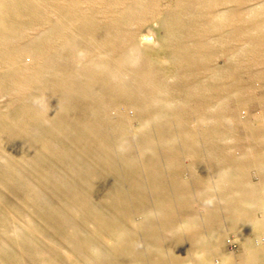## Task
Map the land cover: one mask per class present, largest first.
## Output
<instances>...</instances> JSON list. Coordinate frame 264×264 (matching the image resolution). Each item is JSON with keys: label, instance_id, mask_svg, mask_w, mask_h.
I'll use <instances>...</instances> for the list:
<instances>
[{"label": "rangeland", "instance_id": "obj_1", "mask_svg": "<svg viewBox=\"0 0 264 264\" xmlns=\"http://www.w3.org/2000/svg\"><path fill=\"white\" fill-rule=\"evenodd\" d=\"M42 3L0 0V264H245L246 241L264 239V0ZM58 4H68L67 11L53 9ZM93 24L101 34L111 24L122 31L105 46L80 35L94 29L72 30ZM57 31L79 39L78 50L60 58L82 83H104L109 60L108 78L122 83L127 102L146 96L168 111L169 123L157 114L127 119L121 114L132 110L127 102L111 103L77 83L99 101L66 124L108 133L103 123H111L110 132L120 128V152L137 166L130 182H110L104 197L87 191L111 176L92 166L103 164L98 145L37 113L40 100L55 103L57 87L72 81L48 65ZM220 69L230 71L207 73ZM205 85L218 88L222 100L214 89L201 93ZM221 144L232 148V164L217 165V157L229 156ZM226 177L234 178L228 201L218 190ZM209 187L211 195L204 193ZM190 201L191 211L175 209ZM246 216L257 221L249 232ZM180 234L178 247L166 244ZM148 252L158 253L155 261Z\"/></svg>", "mask_w": 264, "mask_h": 264}, {"label": "bare ground", "instance_id": "obj_2", "mask_svg": "<svg viewBox=\"0 0 264 264\" xmlns=\"http://www.w3.org/2000/svg\"><path fill=\"white\" fill-rule=\"evenodd\" d=\"M36 3H42V0H34ZM63 2H65V0H61ZM26 1H22V5L23 3H25ZM43 4V3H42ZM68 4H58L55 8L53 9H57V8H61L62 9V13L66 12V6ZM79 3L78 1H76L73 5V9L77 10L78 12H80V7H79ZM41 13V12H40ZM123 21H128V17L126 14H124V17L122 19ZM1 19H0V23H1ZM56 22L58 21V18L55 20ZM86 21H77V23L74 26H85ZM116 26L119 25H114L111 24L110 25V31L101 34V27L99 26L98 29V25L97 24H93V26H90L89 28L85 27V29L83 30L82 28H72V30L75 33H79V32H89L88 29H94L93 31V35H89V34H84L81 33L80 35H82V38L85 37H90L93 38L95 40H97L98 42H100L102 45H107L105 43V40L108 39V36L113 33V32H117V33H121V28L119 26V28L117 29ZM217 29H219V31L221 30L220 27H216ZM208 32V31H207ZM56 33H58V38L55 40L54 42V50L53 52H56V54H53V57L51 56L49 58L48 61V65L49 66H53L56 69V66L61 67V71L60 73H63V75L65 76V81H71V83H69V87L67 86V88L64 87H57V93L55 94V98H56V102L55 103H50L49 99H42L39 101V103H41L42 107H38L37 108V113L40 115H44V116H48L47 113H49V115L51 114L56 121L54 122V126L55 127H64L70 135L74 134L75 131L81 130L82 128H80L81 126H78V128H71L69 125L66 124L67 121L71 120L72 116L75 114V112L78 111V115L80 114V112L82 111L83 113H85L86 115L88 114L89 109H91L94 104L96 103V101H99L98 99H95L93 96L90 95L89 93V89H86L84 87L78 88L77 87V83L79 84H83V85H88L91 87H94V89H96L97 95L99 97H101V92H103L105 94V97L112 103H116L118 104V102H127L124 98H123V87H122V83H115L113 80L110 81V79L108 78L109 74H110V67L112 66V63L107 60L104 63V67L107 71L106 74V79L104 80V83L100 84V85H96V82L93 78H88V82L89 83H82V81L72 73L70 67V64L66 65V63L60 58L65 56V52L68 51L67 53L69 54L70 51L73 50H78L77 47V43L79 42L77 39V37L71 38L70 37V33H65V34H60L59 31H57ZM264 35V33L262 34V36ZM262 42H264V39L262 40ZM126 45V44H125ZM3 46H7L6 44ZM117 48V46H112V48ZM118 49V48H117ZM253 53H258L261 52L260 50H257L255 48L252 49ZM47 52V51H46ZM48 53V52H47ZM103 53V52H101ZM241 54L246 53V49H242L240 51ZM165 65V62H162ZM2 65V64H1ZM94 66L92 63H90V67ZM167 67H170L171 65L166 63ZM68 67V68H67ZM224 71H230V69H220L217 71H214L211 73V71H207V73L209 74V76H214L217 74H220ZM59 77V74H58ZM215 90V96H217V101L222 100V95H216V93L218 92V88H214V87H209L207 85H205L204 87L200 88L199 90H201V93H205L207 94V91H211V90ZM166 100H168V98H166ZM50 104L52 106H48L45 108V105ZM180 101L177 100V102H175V106L176 108H178L180 106ZM127 105L130 106L132 108V110H134V115L130 116L127 114H131L132 110H124L123 113H121L123 116H125L127 119L128 117H130V119H133L136 121L137 116H141L147 118L150 115L153 114H157L158 117H156L157 119H162L165 118L166 122L169 123V116L166 115L168 113V111H166V109L161 108V107H157L154 106V103L150 100H148V98L146 96L144 97H138L136 95H133V99L128 100ZM49 108V110H47ZM174 108L175 110H178ZM164 115V116H163ZM163 116V117H162ZM57 118H59V120L57 121ZM260 118H264V112L262 113ZM94 119H91L88 123L91 124V121H93ZM83 122L87 123V119H82ZM65 123V124H64ZM103 128L107 129L109 131L105 132V131H101V130H89L88 126H85V128H83V130H81L78 135L80 137V139L83 137V142L88 144L87 142L90 141V139H92L95 142V146L98 145L99 150L101 152V154L98 156V158H100L103 162L102 166H99L98 163L96 164H92V166L98 167L99 171H103V174L106 176H109V181H105L103 183H100L99 185L95 186L96 189H99L95 192H93V190H87L88 193L93 196V197H104L105 195V190L109 188L108 184L112 181H117V186H123L125 183L130 182L131 179H133L134 177H131L130 174L131 172H134L136 167L133 163L129 162L128 160L125 159V152H120V145L123 144V138L125 137V135L122 134V130L120 128H118L117 131L115 132H110V128H111V123H103ZM69 130V131H68ZM108 134H112V137H108ZM86 139V140H85ZM234 147V146H233ZM82 149V148H81ZM221 149L223 150V152H226L229 156L227 159H223L221 157H217L216 158V162L218 166H225L228 164H232L233 161V156L231 154L232 148L230 149V147L226 144H221ZM227 149V150H224ZM114 151H117L118 153H114ZM232 157V158H231ZM89 159H92L93 156H89ZM109 158H113L114 160H108ZM125 159V160H124ZM239 162H241L243 165H246L244 161L239 160ZM234 164V163H233ZM237 165V164H235ZM144 165L141 166V168ZM238 166V165H237ZM120 168H122V171L120 170ZM143 172L146 173V177H148L151 180H154L150 174V168L149 166H145L143 169ZM98 174V173H97ZM220 175V174H218ZM217 175V176H218ZM215 181V180H213ZM230 184H228V183ZM234 182V178L230 179L228 177L224 178L223 180L218 179V183L220 184V186L222 187V189H218L220 191V195L219 197L221 198H225L226 201H228L231 196L233 194L229 193V190L234 187V184L231 183ZM93 187V189H95ZM173 188L175 190H179L182 187L180 185H175L173 186ZM212 187H209L208 190H204V193H207L209 195H211L212 193ZM229 189V190H228ZM251 191L253 189L248 188ZM172 190V188H171ZM249 191V193L251 192ZM156 192L157 193H161L163 192V188L158 186L156 188ZM107 193V191H106ZM183 194H186L185 192ZM160 200V199H159ZM264 204V200L262 201ZM170 204V203H168ZM175 205V209H180L182 211H191L195 204L190 201L184 204H174ZM129 241H131L132 239L128 238ZM258 241V240H257ZM182 242H184V238L183 235H175L174 239L168 240L166 241V244L169 246H176L178 247ZM154 245H156L157 243L154 242ZM158 253L156 252H148L146 254V257L150 258L151 260L155 261L156 257H157ZM145 255H140V257H144Z\"/></svg>", "mask_w": 264, "mask_h": 264}, {"label": "crops", "instance_id": "obj_3", "mask_svg": "<svg viewBox=\"0 0 264 264\" xmlns=\"http://www.w3.org/2000/svg\"><path fill=\"white\" fill-rule=\"evenodd\" d=\"M262 213L264 215V212H262ZM256 222L257 221L253 220L252 217L246 216V225H248V226H246V232H249V230H252V228L256 224ZM262 239L263 238L258 239V241L257 240H247L246 241V261H245V264H264V244H261L259 242V240H262Z\"/></svg>", "mask_w": 264, "mask_h": 264}]
</instances>
